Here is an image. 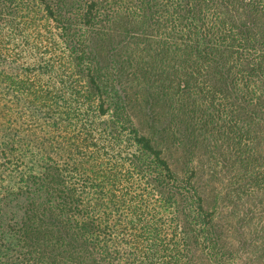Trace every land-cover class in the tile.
Wrapping results in <instances>:
<instances>
[{"label":"trees","instance_id":"16d2710c","mask_svg":"<svg viewBox=\"0 0 264 264\" xmlns=\"http://www.w3.org/2000/svg\"><path fill=\"white\" fill-rule=\"evenodd\" d=\"M0 264H264V0H0Z\"/></svg>","mask_w":264,"mask_h":264}]
</instances>
